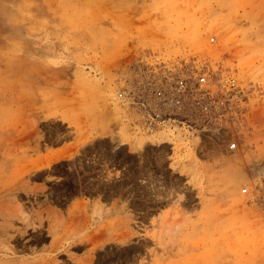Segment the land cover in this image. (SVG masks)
Returning <instances> with one entry per match:
<instances>
[{
  "label": "rangeland",
  "instance_id": "rangeland-1",
  "mask_svg": "<svg viewBox=\"0 0 264 264\" xmlns=\"http://www.w3.org/2000/svg\"><path fill=\"white\" fill-rule=\"evenodd\" d=\"M0 264H264V0H0Z\"/></svg>",
  "mask_w": 264,
  "mask_h": 264
},
{
  "label": "bare ground",
  "instance_id": "bare-ground-1",
  "mask_svg": "<svg viewBox=\"0 0 264 264\" xmlns=\"http://www.w3.org/2000/svg\"><path fill=\"white\" fill-rule=\"evenodd\" d=\"M163 225H164V234L165 235H168V236H171L174 232H175V229H174V227H172L171 225H170V223H169V220H164L163 221ZM164 238V237H163Z\"/></svg>",
  "mask_w": 264,
  "mask_h": 264
},
{
  "label": "crops",
  "instance_id": "crops-1",
  "mask_svg": "<svg viewBox=\"0 0 264 264\" xmlns=\"http://www.w3.org/2000/svg\"><path fill=\"white\" fill-rule=\"evenodd\" d=\"M106 201L107 202H103L104 204H106V207H109V206H112V204L114 203V200L113 199H106ZM95 205V203L93 202H91V204H90V206L92 207V206H94Z\"/></svg>",
  "mask_w": 264,
  "mask_h": 264
},
{
  "label": "built area",
  "instance_id": "built-area-1",
  "mask_svg": "<svg viewBox=\"0 0 264 264\" xmlns=\"http://www.w3.org/2000/svg\"><path fill=\"white\" fill-rule=\"evenodd\" d=\"M169 100H170L172 103H174V104L179 103V101H177V100H175V99H170V98H169ZM235 146H236V145L234 144L233 147H235Z\"/></svg>",
  "mask_w": 264,
  "mask_h": 264
}]
</instances>
